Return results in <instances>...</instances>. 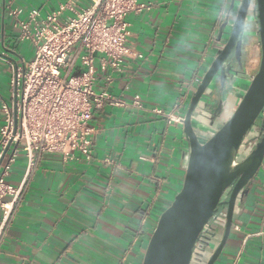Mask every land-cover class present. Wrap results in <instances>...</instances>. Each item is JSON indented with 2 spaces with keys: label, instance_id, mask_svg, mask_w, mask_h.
Instances as JSON below:
<instances>
[{
  "label": "crops",
  "instance_id": "obj_1",
  "mask_svg": "<svg viewBox=\"0 0 264 264\" xmlns=\"http://www.w3.org/2000/svg\"><path fill=\"white\" fill-rule=\"evenodd\" d=\"M68 1L0 0V101H11L9 79L21 59L30 60L23 53H32L19 43L8 7L46 14ZM92 1L74 0L75 10ZM139 1L147 8L126 19L128 53L121 69L96 73V91L123 106L105 102L93 111L90 160L78 153L68 160L42 155L25 178L19 155L6 182L24 188L3 231L0 264L142 263L160 214L181 187L187 157L181 125L153 109L168 112L182 101L184 114L231 0ZM74 16L65 10L61 18ZM200 120L208 134V120ZM215 264H264V160Z\"/></svg>",
  "mask_w": 264,
  "mask_h": 264
},
{
  "label": "water",
  "instance_id": "obj_2",
  "mask_svg": "<svg viewBox=\"0 0 264 264\" xmlns=\"http://www.w3.org/2000/svg\"><path fill=\"white\" fill-rule=\"evenodd\" d=\"M213 46L181 122V187L160 214L141 264H192L195 257L215 264L264 160V0H231ZM200 118L208 120V134Z\"/></svg>",
  "mask_w": 264,
  "mask_h": 264
},
{
  "label": "built area",
  "instance_id": "obj_3",
  "mask_svg": "<svg viewBox=\"0 0 264 264\" xmlns=\"http://www.w3.org/2000/svg\"><path fill=\"white\" fill-rule=\"evenodd\" d=\"M8 8L19 43L30 45L32 53L30 60L21 59L9 79L11 101H0V242L24 188V183L14 187L6 182L20 154L26 162L25 178L42 155L68 160L78 153L90 160L93 111L105 102L123 106L106 91H96V73L121 69L128 53L126 19L147 5L139 0H93L76 11L74 0H69L46 14L36 8ZM65 10L75 16L62 19ZM110 81L107 76L105 85ZM138 100L135 95L133 104L140 107ZM182 107L179 101L168 112H153L181 125Z\"/></svg>",
  "mask_w": 264,
  "mask_h": 264
},
{
  "label": "rangeland",
  "instance_id": "obj_4",
  "mask_svg": "<svg viewBox=\"0 0 264 264\" xmlns=\"http://www.w3.org/2000/svg\"><path fill=\"white\" fill-rule=\"evenodd\" d=\"M31 52H32V51H31ZM30 54H31V53H29V54L27 53V54H26V53L24 52L22 56H23L26 60H28V59L30 58V56H31Z\"/></svg>",
  "mask_w": 264,
  "mask_h": 264
},
{
  "label": "flooded vegetation",
  "instance_id": "obj_5",
  "mask_svg": "<svg viewBox=\"0 0 264 264\" xmlns=\"http://www.w3.org/2000/svg\"><path fill=\"white\" fill-rule=\"evenodd\" d=\"M240 80H241V79H240ZM196 258H197V257H195V258L193 259V263H192V264H205L204 261H200L199 263H197V262H196Z\"/></svg>",
  "mask_w": 264,
  "mask_h": 264
}]
</instances>
